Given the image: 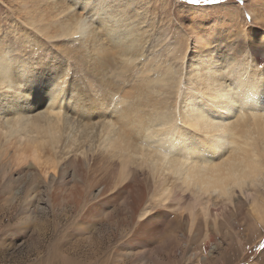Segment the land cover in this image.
<instances>
[{
	"label": "bare ground",
	"instance_id": "1",
	"mask_svg": "<svg viewBox=\"0 0 264 264\" xmlns=\"http://www.w3.org/2000/svg\"><path fill=\"white\" fill-rule=\"evenodd\" d=\"M38 1L46 8L32 7L34 14L26 15L34 32L23 33L25 44L36 53L46 45L41 38L80 42L84 50L75 55L105 90L66 94L70 68L30 59L24 43L13 48L0 35V174L48 184L73 167L81 183L102 186L100 203L126 190L124 207L137 221L136 241L162 232L160 223L171 210L190 237L220 232L229 215L236 218L246 209L264 224V44L241 41L231 49L236 55H223L204 34L202 54L152 74L159 68L147 65L155 60L147 57L155 48L150 0ZM255 22L243 37L263 42L264 15L254 14ZM31 34L40 38L32 42ZM72 52H65L69 59ZM137 61H145V84L134 82L130 90L113 85L115 78L126 83ZM8 150L12 156L5 162ZM26 190L27 207L31 186ZM82 199L73 193L77 206Z\"/></svg>",
	"mask_w": 264,
	"mask_h": 264
},
{
	"label": "rangeland",
	"instance_id": "2",
	"mask_svg": "<svg viewBox=\"0 0 264 264\" xmlns=\"http://www.w3.org/2000/svg\"><path fill=\"white\" fill-rule=\"evenodd\" d=\"M27 1L0 0V35L4 40L13 48L24 43L33 53L28 56L30 59L44 60L49 66L56 64L57 69L70 68L69 81L64 86L66 94L70 90L71 94H102L103 83L90 76L88 64L75 55L84 50L80 42L58 39L50 44L41 38L46 43L44 53L40 50L35 53L32 46L25 44L23 33L34 32L30 28L34 27L33 21L25 18L26 15L46 8L38 0ZM150 8L149 15L154 19L150 42L155 48L147 57L155 60L148 61L147 65L152 70L159 68L152 74L163 75L169 67L183 66L196 52L202 54V46L208 37L215 43L213 48L217 45L223 49L226 53L223 55H236L231 49L241 41L249 46L264 44V39L261 42L257 37L251 40L243 37L244 32L256 24L254 14L264 15V0H199L197 3L193 0H150ZM85 17L90 23L95 21L87 14ZM262 32L264 26L259 29V33ZM30 37L32 42L40 38L33 34ZM66 51H73L71 59L66 56ZM144 64L145 61H137L127 82L115 78L113 85L124 83L130 90L134 82H138V86L145 84L140 74ZM166 90L162 93L168 94L169 90ZM11 152L7 151L5 162L10 160ZM32 179L27 177V182L14 175L9 181L0 174V264H264V224L253 217L249 209L236 218L229 215L227 223L233 230L225 223L220 232L202 230L201 234L191 237L184 231L185 225L171 217L175 214L171 210L160 223L162 232L149 241H136L137 221L131 222L124 207L128 191L113 194L115 199L100 203L101 198L97 196L102 186L96 184L91 189L87 180L81 183L73 167L66 169V176L60 181L51 177L45 184L40 179ZM30 186L32 199L26 207L22 197ZM75 191L83 198L78 206L72 202ZM148 199L146 202L151 203ZM209 233L214 242H210ZM238 236L242 243H235L234 238ZM163 238L169 240L166 246L162 243Z\"/></svg>",
	"mask_w": 264,
	"mask_h": 264
},
{
	"label": "snow or ice",
	"instance_id": "3",
	"mask_svg": "<svg viewBox=\"0 0 264 264\" xmlns=\"http://www.w3.org/2000/svg\"><path fill=\"white\" fill-rule=\"evenodd\" d=\"M193 2H194V3H197V2H199V0H193Z\"/></svg>",
	"mask_w": 264,
	"mask_h": 264
}]
</instances>
